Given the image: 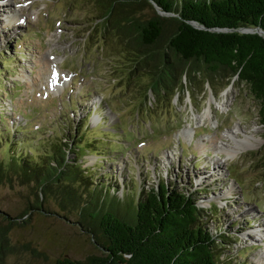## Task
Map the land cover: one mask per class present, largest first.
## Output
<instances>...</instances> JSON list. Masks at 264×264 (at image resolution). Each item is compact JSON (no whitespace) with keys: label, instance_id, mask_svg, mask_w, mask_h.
<instances>
[{"label":"rangeland","instance_id":"1","mask_svg":"<svg viewBox=\"0 0 264 264\" xmlns=\"http://www.w3.org/2000/svg\"><path fill=\"white\" fill-rule=\"evenodd\" d=\"M10 1L0 3V58L8 59L0 63V135L19 141L0 142V160L16 152L38 161L62 138L70 142L66 159L91 175L78 189L87 183L130 216L143 191L176 187L205 210L200 223L212 239L225 235L215 249L221 264H264V126L248 88L216 79L160 100L142 89L146 74L129 76L132 52L98 33L89 0ZM16 10L27 21L11 26ZM29 112L30 132L13 130ZM230 134L251 136V146L236 152ZM25 136L37 147L27 148ZM36 193L17 180L0 184V222L17 217ZM44 204L50 213L39 217L35 210L9 234L39 256L25 249L3 264H50L98 252L77 211L60 210L53 197Z\"/></svg>","mask_w":264,"mask_h":264},{"label":"trees","instance_id":"2","mask_svg":"<svg viewBox=\"0 0 264 264\" xmlns=\"http://www.w3.org/2000/svg\"><path fill=\"white\" fill-rule=\"evenodd\" d=\"M89 1L97 13L94 26L99 25L103 39L113 41L110 45L116 49L132 52L129 76L148 77L143 90L161 100L184 92L195 82L212 84L225 79V86L237 82L257 101L264 126V34L256 31H264V0ZM242 27L253 30L243 32ZM24 129L15 127L17 132ZM18 141L0 135V142L9 146ZM24 141L27 148L37 147L28 136ZM58 141L38 161L29 155L16 156V152L0 160V184L17 180L37 190L36 200L17 217L3 216L0 264L8 255L30 249L12 242L10 231L21 227L35 210L39 217L50 213L44 203L52 197L60 210L78 212V222L98 252L81 260L57 257L50 264H221L215 249L227 242L225 235L212 239L204 231L200 221L205 210L191 195L176 187L168 190L164 183L159 189L143 191L135 213L126 216L116 201L91 193L87 183L80 189L75 186L91 175L81 174L83 169L66 159L70 142ZM261 162L264 167V147ZM30 250L34 257L39 256L34 248Z\"/></svg>","mask_w":264,"mask_h":264},{"label":"bare ground","instance_id":"3","mask_svg":"<svg viewBox=\"0 0 264 264\" xmlns=\"http://www.w3.org/2000/svg\"><path fill=\"white\" fill-rule=\"evenodd\" d=\"M6 5H8V4H6ZM7 7H10V6H7ZM12 18H13V16H12ZM12 18L10 20H12ZM208 107H209V105H208ZM226 135H228V134H226ZM230 136H231L230 138H232L234 141L233 147H234V150L236 152H241L245 149H248L251 146V139H249L251 136L249 137V136H247V134H243L242 138H238V139L234 138L232 136V134H230ZM245 139H247L246 142H245Z\"/></svg>","mask_w":264,"mask_h":264},{"label":"water","instance_id":"4","mask_svg":"<svg viewBox=\"0 0 264 264\" xmlns=\"http://www.w3.org/2000/svg\"><path fill=\"white\" fill-rule=\"evenodd\" d=\"M240 30L241 31H243V32H248V31H252L253 30V28H249V29H245V28H240ZM256 31L259 33V34H264V31H262L261 29H256Z\"/></svg>","mask_w":264,"mask_h":264}]
</instances>
